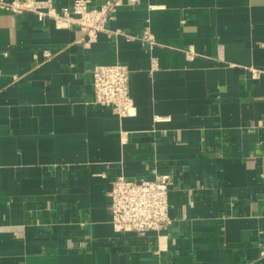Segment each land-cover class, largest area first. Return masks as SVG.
<instances>
[{
  "label": "crops",
  "instance_id": "obj_1",
  "mask_svg": "<svg viewBox=\"0 0 264 264\" xmlns=\"http://www.w3.org/2000/svg\"><path fill=\"white\" fill-rule=\"evenodd\" d=\"M106 28L125 36L85 46L0 10V264H264V0H125ZM115 64L130 117L93 102L94 67ZM158 174L163 251L116 233L109 205L116 178Z\"/></svg>",
  "mask_w": 264,
  "mask_h": 264
},
{
  "label": "built area",
  "instance_id": "obj_2",
  "mask_svg": "<svg viewBox=\"0 0 264 264\" xmlns=\"http://www.w3.org/2000/svg\"><path fill=\"white\" fill-rule=\"evenodd\" d=\"M90 3V0H72L69 8L58 11L52 0H0V10L12 14L31 12L40 21L53 20L60 29L76 27L81 32L80 42L85 46L95 43L100 33L125 36L121 31H108L106 28L107 22L124 6L125 0H105L99 8H92ZM147 41H151L150 38ZM46 57H51V54L46 53ZM129 77L130 71L124 64L95 66L94 104L110 108L119 117L133 116ZM173 184L170 174H158L153 180H127L124 177L113 180L109 205L114 231L138 236L155 233L159 236L158 251H163L166 247L163 246L165 236L162 233L173 223L169 204Z\"/></svg>",
  "mask_w": 264,
  "mask_h": 264
}]
</instances>
